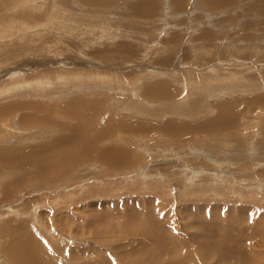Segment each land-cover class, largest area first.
Masks as SVG:
<instances>
[{"label": "rangeland", "instance_id": "obj_1", "mask_svg": "<svg viewBox=\"0 0 264 264\" xmlns=\"http://www.w3.org/2000/svg\"><path fill=\"white\" fill-rule=\"evenodd\" d=\"M263 230L264 0H0V264H264Z\"/></svg>", "mask_w": 264, "mask_h": 264}, {"label": "bare ground", "instance_id": "obj_2", "mask_svg": "<svg viewBox=\"0 0 264 264\" xmlns=\"http://www.w3.org/2000/svg\"><path fill=\"white\" fill-rule=\"evenodd\" d=\"M214 1V0H213ZM208 2V1H207ZM94 4L96 3L95 1L93 2ZM130 3V2H129ZM210 3H212V2H210ZM107 4V3H106ZM101 5V4H100ZM211 5V4H210ZM224 5H225V3L224 2H220V1H218V6L217 7H215V8H218V7H224ZM38 6V5H37ZM135 6V5H134ZM205 7V6H204ZM34 8H35V6H34ZM132 9V8H131ZM105 10V9H104ZM133 10V9H132ZM141 11H143V9L141 10ZM125 14V13H124ZM140 16V15H139ZM96 19V18H95ZM113 37V36H112ZM27 82V81H26ZM18 84V83H17ZM159 94V93H158ZM157 97H159V95H157ZM162 97L164 98L165 97V95L162 93ZM76 102V101H75ZM79 114V113H78ZM82 114V113H81ZM83 115V114H82ZM82 117V116H81ZM93 119V118H92ZM83 120H84V118H83ZM87 120H90L89 118H86V121ZM97 123V122H96ZM95 123V124H96ZM88 125L89 124V121H87V123H85V125ZM90 124H91V122H90ZM89 124V125H90ZM86 128V127H85ZM80 129V128H79ZM81 129L84 131V128L83 127H81ZM107 129V128H106ZM77 131H76V133L73 135V136H79V132H82L81 133V137H82V134H83V131L82 130H80V131H78V129H76ZM87 130H88V127H87ZM99 135V134H98ZM97 135V136H98ZM72 138H74L72 135H70ZM96 136V137H97ZM87 137V136H86ZM68 138V137H67ZM94 138V137H93ZM69 139V138H68ZM74 139H76V138H74ZM78 139V138H77ZM67 140V139H66ZM71 140V139H70ZM86 141L87 140H89V136L85 139ZM71 142V141H70ZM77 142V141H76ZM94 141L93 140H91L90 141V145L93 143ZM71 144H73L72 142H71ZM88 144H89V141H88ZM83 146L84 145H82V146H78L77 145V147L75 148V146L74 145H71V146H68L66 149H69V152L66 154L67 156H72V155H76L77 156V154H81V153H83L82 151H84V149H83ZM89 146V145H88ZM76 149H79V150H81V151H76ZM86 149V148H85ZM88 149V148H87ZM91 148H89V150H90ZM95 149V148H94ZM93 149V150H94ZM110 149V148H109ZM96 151V150H95ZM94 151V152H95ZM86 152H89V151H87L86 150ZM93 152V151H92ZM90 153H91V150H90ZM109 153V152H108ZM112 153V152H111ZM110 153V154H111ZM88 154V153H87ZM100 154V153H99ZM113 154V153H112ZM90 155V154H89ZM95 155H97V153L96 154H94V157H95ZM88 156V155H87ZM105 156V155H104ZM110 156V155H109ZM91 157H93V156H91ZM93 157V158H94ZM72 158V157H71ZM96 159L97 160H99L100 162H104V163H106V159H107V161L108 160H112L113 159V161H115V162H118L119 161V159H120V155L118 154V153H115L113 156H112V158L111 157H106V158H103V156L102 155H99L98 157H96ZM264 231V230H263ZM258 235H260V234H258ZM14 238H16V237H14ZM13 239V238H12ZM211 239V238H210ZM15 240V239H14ZM13 240V241H14ZM221 240V239H220ZM23 241V240H22ZM218 241V240H217ZM11 243V242H10ZM9 243V244H10ZM14 243V242H13ZM19 243V242H18ZM257 243H258V241H257ZM17 244V243H16ZM28 245V244H27ZM29 246V245H28ZM219 246V245H218ZM221 246V245H220ZM219 246V247H220ZM20 247V246H19ZM24 248V247H23ZM23 248H22V250H23ZM26 249H27V247H25ZM239 249V248H238ZM261 249H262V247H261ZM233 250V249H232ZM199 251V250H198ZM228 252H230L229 250H227ZM14 252V251H13ZM18 253L20 252V250H18L17 251ZM35 251H33L32 249H31V247H28V253H27V256H26V258L28 257V260H27V264L29 263L30 264V262H38V261H41V260H39V256H37V253L35 254L34 253ZM13 254V253H12ZM205 254V253H204ZM256 254V253H255ZM13 255H17L16 253L15 254H13ZM21 255V254H20ZM19 255V256H20ZM22 256H23V254H22ZM22 256H20V257H22ZM39 257V258H38ZM221 257V256H220ZM257 257H259V256H257ZM10 258V257H9ZM13 258H15V257H13ZM25 258V259H26ZM121 258V257H120ZM11 259V258H10ZM17 259V258H16ZM15 259V260H16ZM24 259V260H25ZM41 259H42V261H43V257L41 256ZM222 259V258H221ZM221 259H219V260H221ZM231 259V258H230ZM255 259V258H254ZM14 260V259H13ZM19 259H17L16 261H14L15 262V264H17V262H20L21 264H26L25 262H26V260H25V262L23 263V262H21V261H18ZM122 260V259H121ZM226 258H223L220 262L221 263H227L228 264V262H226ZM47 261V260H46ZM45 262V261H44ZM44 262H42V263H44ZM219 262V263H220ZM38 263H40V262H38ZM34 264H36V263H34ZM47 264V263H46Z\"/></svg>", "mask_w": 264, "mask_h": 264}]
</instances>
